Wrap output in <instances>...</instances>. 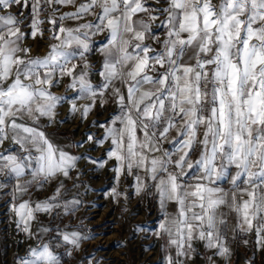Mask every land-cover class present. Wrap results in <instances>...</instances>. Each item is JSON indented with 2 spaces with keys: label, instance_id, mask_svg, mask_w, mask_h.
<instances>
[{
  "label": "snow or ice",
  "instance_id": "obj_1",
  "mask_svg": "<svg viewBox=\"0 0 264 264\" xmlns=\"http://www.w3.org/2000/svg\"><path fill=\"white\" fill-rule=\"evenodd\" d=\"M57 5L75 10L61 13ZM87 15L95 20L63 24ZM45 31L53 42L33 55L25 40ZM104 31L103 62L94 69L91 37ZM65 79V93L57 95L52 89ZM110 102L116 111L98 124L103 135L89 132L76 146L109 142L105 153L118 162L117 179L126 171L136 194L154 187L162 210L177 205L155 229L137 226L164 240L161 264H193L202 255L197 243L212 252L208 264H228L232 243L248 247L241 237L252 234L264 250V0H0V190L16 231L32 241L15 264H62L61 244L79 249L95 238L42 225L33 230L37 214L54 216L64 207L62 183L43 201L22 197L68 178L78 159L103 166L87 152L77 157L56 145L41 121L65 122L56 120V109L67 103L83 122Z\"/></svg>",
  "mask_w": 264,
  "mask_h": 264
},
{
  "label": "rangeland",
  "instance_id": "obj_2",
  "mask_svg": "<svg viewBox=\"0 0 264 264\" xmlns=\"http://www.w3.org/2000/svg\"><path fill=\"white\" fill-rule=\"evenodd\" d=\"M29 43L26 41V44ZM79 103L87 101L80 100ZM115 109L114 105L107 104L103 108L97 107L81 122L79 113L70 115L69 105L65 103L57 108L58 122L65 121L58 124L64 131L75 133L76 142L85 139L89 132L101 136L103 128L98 124L108 120ZM92 121H97V124ZM108 148L106 142L102 146L85 143L78 147L79 156L87 152L88 156L102 161L103 166L99 163L94 165L88 159H79L77 176L81 183L79 193L84 210L83 219L89 227V236L94 235L95 238L81 244L74 258L88 259L86 254H90L92 264H161L164 240L151 231L137 230L138 225L146 224L150 229L157 227L160 216L155 194L152 188L136 194L134 183L126 171L117 179L114 170L118 162L114 158H107L105 149ZM113 189L117 195L112 194ZM6 212L7 209L0 204L1 264H15L16 255L24 254L25 237L16 231L15 224L7 222ZM244 238L249 240L248 247L242 243H232L233 254L228 264H248L249 260L252 264H264V250L255 245L254 234ZM196 247L202 255L197 256L193 264H208L207 257L212 252L205 250L200 243ZM216 260L217 264H223L220 258Z\"/></svg>",
  "mask_w": 264,
  "mask_h": 264
},
{
  "label": "crops",
  "instance_id": "obj_3",
  "mask_svg": "<svg viewBox=\"0 0 264 264\" xmlns=\"http://www.w3.org/2000/svg\"><path fill=\"white\" fill-rule=\"evenodd\" d=\"M82 0H76V4L78 5L81 3ZM56 7H59L60 12H70L75 10V5H57ZM94 12H99V9H94ZM163 19V17H161ZM95 17L94 15H87L84 17L83 20L80 21H75V20H65L63 21L64 26L66 27H76L79 23H84V22H90L94 21ZM44 27L47 29L50 26L45 24ZM27 31V29H23ZM161 37H163L164 33H160ZM108 36V32L104 31L102 33H98L94 36L91 37V47L92 51L88 54L87 59L91 63L92 67L94 69H98L100 65L102 64V53L100 49L104 46L106 42V37ZM26 41H30L28 45H31L32 48V54L33 55H42L46 52L47 46L49 43L53 42L50 40V35L48 31H45L44 37L43 38H37L36 40H32L31 38H28ZM151 41H149L150 43ZM75 63H81V61H74ZM92 83L96 84L99 82L100 77L99 75H93L91 77ZM68 83V80L65 79L61 82V84L58 87H55L52 89L53 92H55L57 95H64L65 93V85ZM150 87V86H145ZM71 95V93H68ZM107 105H114L116 107L115 102H110ZM58 108V107H57ZM116 111V109H115ZM56 120L57 119V109H56ZM41 128L42 130H45L46 133L50 136V138L53 140V142L64 149L65 151L69 152V154L75 155L79 157V150L78 147L76 146V136L75 133L73 132H68L64 131L59 127V124H53V125H48L45 120L41 121ZM104 132V129H103ZM200 133L202 135L203 133V128L200 129ZM176 132L175 130L171 131L169 134L168 139L171 140L173 136H175ZM107 145L110 147V143L106 142ZM164 147L171 149L170 144H165ZM174 151V150H173ZM199 151V147L197 146V150L192 153L191 159L195 160L197 158V154ZM78 166H79V159L76 161V166L70 171V176L68 178H65L63 176H60L56 179L51 180L49 183L45 184L43 188L33 186L29 188L28 192L22 197V199L28 200L30 199L33 204L37 201H43L47 197H51L55 189L58 185L61 183L63 184V188L61 189V194L59 197V203L61 205H64V207L59 208L56 211V214L50 215V214H44V213H39L37 214L38 219L37 221H34L32 223V228L35 231L38 225H42L45 227H50V228H59L61 230H66V231H78L81 233L83 236H89V227L87 226V222L85 219H83V205H82V198L81 194L79 193L80 190V182H79V177L77 176L78 174ZM128 174V173H127ZM143 175V173H141ZM132 179V182L134 183V177L132 175H129ZM25 179H30V177H25ZM223 187L226 191H231V186L229 184L221 183L220 185ZM11 185H9V188ZM51 189V190H50ZM152 193L155 194V203H156V208L160 216V220L163 218L164 214L167 213L168 215H173L176 213L177 210V205L172 202L166 203L164 209H161L160 203H159V198L156 195L155 188L152 187ZM8 198V194H6L5 191L0 190V204L3 205L7 209V205L5 204V201ZM73 200H79L81 203L75 207L74 211H68L67 209L72 208L71 201ZM225 213H228V209L224 208L222 209ZM6 220L10 224H15L14 220L15 217L9 213L8 211L6 212ZM235 222V217L234 214L229 213V227H231ZM52 235H57V233L53 232ZM24 236V235H23ZM244 237L242 236L241 239ZM25 239V238H24ZM47 239V236L45 237ZM88 239H85L81 242V244H86ZM86 241V242H85ZM25 243V248L29 243H32L31 240H24ZM65 249L71 251V255L65 256L63 255ZM57 251L62 255V264H88V259L87 258H74V255L76 254V249L72 248L71 245H63L59 248H57ZM204 251V249H203ZM2 244H1V238H0V264L2 263Z\"/></svg>",
  "mask_w": 264,
  "mask_h": 264
}]
</instances>
